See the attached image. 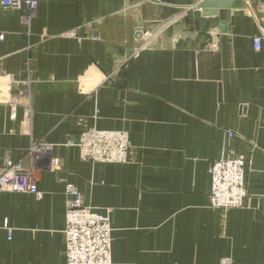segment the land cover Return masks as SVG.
<instances>
[{"label": "crops", "instance_id": "0c3cea01", "mask_svg": "<svg viewBox=\"0 0 264 264\" xmlns=\"http://www.w3.org/2000/svg\"><path fill=\"white\" fill-rule=\"evenodd\" d=\"M28 16L0 10V169L31 170L42 197L0 195V264H65L68 184L107 215L111 264H264V0L139 50L136 31L172 18L150 0H39ZM90 128L127 132V162L83 161ZM229 158L245 160L246 201L211 209L208 167Z\"/></svg>", "mask_w": 264, "mask_h": 264}, {"label": "built area", "instance_id": "2783aa9c", "mask_svg": "<svg viewBox=\"0 0 264 264\" xmlns=\"http://www.w3.org/2000/svg\"><path fill=\"white\" fill-rule=\"evenodd\" d=\"M39 0H0V10H19L26 7L31 18L38 6ZM195 11L190 7L187 11ZM181 16V15H179ZM176 15L162 22L152 31H136L139 49L148 47L158 35L168 30L176 23ZM264 33V29L262 31ZM218 31L211 34L212 40ZM264 35L253 37L252 43L256 50L261 48ZM3 36L0 35V41ZM137 50V51H138ZM1 59V58H0ZM14 103V102H12ZM30 108L24 109V115L30 117ZM11 117L15 118V104L11 107ZM83 161L95 164H125L131 148L128 133L125 131H101L88 129L74 144ZM41 147L34 144L30 152L36 153ZM56 166V162H53ZM245 160L243 158L221 159L212 162L207 170L210 179L209 206L211 209L228 211L241 208L246 201ZM2 193H24L40 199L42 194L37 189L35 177L31 170L24 169L20 163L11 161L8 156L3 157L0 169V195ZM67 196L65 212V228L63 239L65 243V264H111V228L107 215H100L91 208L85 207L77 188L66 185ZM0 228L8 232L11 230L7 223L0 224ZM219 264H233L230 258H223Z\"/></svg>", "mask_w": 264, "mask_h": 264}, {"label": "water", "instance_id": "95a60500", "mask_svg": "<svg viewBox=\"0 0 264 264\" xmlns=\"http://www.w3.org/2000/svg\"><path fill=\"white\" fill-rule=\"evenodd\" d=\"M155 5L159 6L162 12L163 20L173 17L184 9H188L192 4L189 0H150ZM236 0H208L197 6L195 11L199 10L198 14L188 11L181 19L171 26V29L194 24V31L206 33L209 29L210 18H218L220 13L232 8ZM220 32H226V22L220 21ZM170 29V28H169Z\"/></svg>", "mask_w": 264, "mask_h": 264}]
</instances>
